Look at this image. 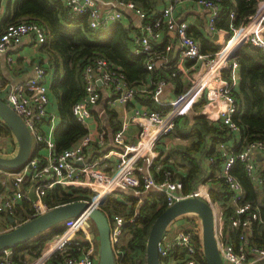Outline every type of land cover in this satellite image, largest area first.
<instances>
[{"label":"built area","instance_id":"1","mask_svg":"<svg viewBox=\"0 0 264 264\" xmlns=\"http://www.w3.org/2000/svg\"><path fill=\"white\" fill-rule=\"evenodd\" d=\"M61 1L71 14H85L88 26L91 29L103 30L119 22L123 15V9L133 12L140 20V24L138 31L132 37V52L135 55L144 56L146 70L155 75L160 70L167 71L170 77L188 74L190 71L193 72L191 75V88L197 82L201 85L197 97L204 90H208L211 98L204 112L205 118L211 122L219 120L231 132H238L237 124L231 120V115L236 109L231 90L238 78L237 69L239 68L235 58V51L245 40H248L250 44L260 50L264 59V0H255L258 5L256 12L243 28H234L231 25L233 34L212 56H206L201 53L199 43L187 32L188 25L185 22L176 21L173 17L172 2L178 3L183 0H166L170 4L159 12L147 11L132 0H111L108 2L104 0ZM195 2L199 7L207 11L209 30L211 32L218 31L215 27L220 9L218 0H195ZM100 6H106L107 9L101 10ZM230 17H233V13H230ZM246 29H248L247 33L236 44L232 45L230 52H227L226 49L229 48L231 40L239 32ZM28 35L33 37L37 46H41L45 41L44 30L36 23L7 24L0 31V56L10 47L19 43L24 36ZM164 37L167 40L165 39V42L160 44ZM174 46H176V52L172 54ZM188 62L192 63L187 65ZM197 62H199V67L196 70L194 66ZM223 71L227 73L229 81L223 78ZM46 73L43 66L36 65L33 68V75L25 81L7 85L0 80L1 99L21 117L32 136V140L42 143L47 149V154L44 156H30L26 163L16 172H7L0 169V176L11 177L12 190L10 196L0 198V215L11 216L15 207L23 200L31 204L33 208L32 217L42 214L48 210L47 205L43 201L45 193L57 185L89 190L93 195L87 201L97 207L104 201V196L109 195L116 188L125 190L133 187L136 190L134 192L135 195L154 190L163 194L167 206L179 199L198 197L206 201L213 210L214 237L223 264H258L264 261V248L248 247L246 241L247 235L251 233L252 223L261 222V219L252 204L243 202L242 185L231 173L233 164L238 160L242 163L245 172L253 183L256 185L260 184L262 178L258 174L260 168L256 163V155L261 157V161L264 164L263 141L253 140L246 142L245 137L240 136L238 146L241 148L236 152L231 151L225 142L219 143L217 148L224 157L219 170L211 179L198 183L194 189L185 194L181 191L180 179L175 176L174 172L165 170L162 173L163 177L161 180L154 179L149 170L151 161L155 158V154L150 151L151 147L128 165L133 155L132 148L138 145L153 128L161 125L165 117L170 116L159 136L168 132L172 128L174 118L179 115H186L197 100L195 99L194 102L183 107L181 101L184 99V95H178L168 104L169 106L163 105L159 109L151 108L147 105H139L132 108L126 123L135 124L140 129V135L143 134L144 137H139L136 145H127L124 134L126 125L124 124L118 129L114 134V144L123 150V158L124 156L128 158L123 159L110 175L105 176V174L92 168L85 154V149L89 145H96L97 147L103 145L104 134L102 132L95 135L87 133L71 146L58 152H55L53 143L39 132V126L46 118L50 104L49 87L45 83ZM82 78L83 96L72 105L71 112L75 119L85 128L88 127L86 120L91 117V109L100 100L101 88H107L111 91L112 97L108 99L107 104L110 107H114L125 106L137 96L157 92L167 83L165 78L151 75L147 85L141 83L142 81L128 84L122 69L103 57L88 61L83 67ZM219 102L222 107L218 106ZM5 149L0 148V156H4ZM129 153L131 156H127ZM147 153L150 154V158L143 168L137 164L138 159L144 158ZM212 160L210 159V161ZM79 165L81 166L80 169ZM123 169L124 171L121 173ZM160 169L161 165H157L156 171ZM136 172L138 177L135 174ZM115 176H119L115 185L99 202L93 203L99 190L108 185ZM139 176L141 177V183ZM212 180L221 181L229 192L228 203L233 209L230 224L233 228L242 230V233L238 235L236 246L232 240L223 236L224 220L222 208L216 211L214 205L217 206L218 203L212 202L210 199V191L212 190L210 182ZM140 184L142 185V191L137 189ZM30 193L34 194V200L30 197ZM84 219V216H78L63 221L64 231L61 236L66 235V237L60 250L64 246L71 245L74 247L76 255L66 254L56 264H97L98 253L88 246H83L81 239L76 234L79 229H84L82 225ZM133 219L130 218L128 221L132 222ZM109 221L115 264H120L122 252L115 246L119 244V238L126 220L119 215H113L112 217L110 216ZM196 223L200 226L199 219ZM87 237L88 234H86ZM193 238V227L187 231L179 232L175 239H166L164 235L158 246L160 259L165 258L172 249L182 248L185 250L184 264H205L201 260ZM11 259L12 249H5L1 252L0 264H11ZM43 264L53 263L45 261Z\"/></svg>","mask_w":264,"mask_h":264},{"label":"trees","instance_id":"2","mask_svg":"<svg viewBox=\"0 0 264 264\" xmlns=\"http://www.w3.org/2000/svg\"><path fill=\"white\" fill-rule=\"evenodd\" d=\"M132 1L145 8L154 7L155 4L154 0ZM218 3L220 9L215 27L222 33L221 42L201 41V53L209 56L219 50L233 34L231 25L234 28L244 27L249 17L255 13V0H218ZM230 13H233L232 18ZM21 22L36 23L45 33V41L40 48L47 57L45 69L51 73L49 91L55 99L59 117V124L52 133L55 152L71 146L88 133L71 112L72 105L83 96L82 71L88 61L97 57L106 58L122 69L128 84L140 82L147 75L144 56L135 55L132 52L131 29L119 22L107 29H91L85 14H71L61 0H6L4 14L0 19V31L7 24ZM235 58L239 65L238 84L231 90L236 105L231 120L237 124L238 132L240 136L245 137L246 142L253 140L264 142V59L260 50L248 40L236 49ZM152 76L169 80L175 85L176 93H181L179 76L170 77L168 72L163 70H160L157 75L152 73ZM222 76L229 81L226 72L223 71ZM206 102V98L201 96L191 107L194 115H179L174 118L171 130L164 135L184 139L186 143L172 146L164 156L159 151L149 167L155 180H161L165 170L174 172L180 179L181 191L184 194L194 189L198 183L206 182L214 176L224 158L217 145L235 136V133L221 121L211 122L205 118L200 111L205 108ZM107 114L110 130H108L109 133L105 131L104 143L113 149L116 147L113 143L114 134L120 129V124L115 121L113 112L107 110ZM0 134L9 137L16 144L10 130L1 119ZM142 136L143 134L139 135L140 138ZM42 145L39 142L35 143L33 156L38 155ZM240 148L239 146L233 151L236 152ZM210 159L213 160L210 161ZM137 164L139 165L140 161ZM158 164H161V169L156 171ZM178 170L183 172L180 173ZM231 173L242 185L243 202L252 204L261 219V222L252 223L251 233L246 238L247 246L264 248V171L258 172L262 178L258 185L253 183L238 160L233 164ZM139 178L141 183V177ZM210 183L212 187L210 199L222 208L223 236L232 240L236 246L238 235L242 233V230L233 228L230 224L233 209L228 203L229 192L221 181L212 180ZM137 189L142 191V185L140 184ZM90 196L89 190L57 185L45 193L43 201L50 209L72 201L89 200ZM121 196L122 200L112 195L107 196L99 208L109 218L111 215H119L126 220L122 231V234L125 233L124 241L115 246L122 252L120 264H145L146 241L150 226L156 216L167 207L164 196L156 191H147L144 201L140 203L131 193L123 192ZM32 215L31 204L23 200L15 207L11 215V218L15 220L12 226L21 224ZM187 216L193 223L195 247L198 248L201 260L205 263L201 252V229L196 223L198 219L192 214L182 215L176 219L187 218ZM130 218H134L132 222L128 221ZM190 228L183 230L187 231ZM63 231V222H61L12 248L11 264H25V255H30L37 260L45 253L48 246L45 247V245L61 235ZM77 233L81 237L82 245L89 246L90 241L83 232L78 230ZM184 251L182 248L172 249L165 258H161V263L165 264L173 260L176 264H184ZM66 254L76 255L74 247L64 246L61 250L55 251L47 262L56 264ZM258 264H264V261Z\"/></svg>","mask_w":264,"mask_h":264},{"label":"crops","instance_id":"3","mask_svg":"<svg viewBox=\"0 0 264 264\" xmlns=\"http://www.w3.org/2000/svg\"><path fill=\"white\" fill-rule=\"evenodd\" d=\"M106 2L111 0H104ZM155 4L154 7H143V9L147 11H161L164 7H166L170 2L166 0H154ZM6 3V0H0V19L4 14V5ZM138 4V3H137ZM173 10L172 14L173 17L178 22H185L188 25L187 32L191 37H193L201 47V41H208V42H216L220 43L222 39V33L220 31H213L211 32L209 30V27L207 25V11L201 7H199L195 0H183L181 2L175 3L172 2ZM101 10H106V6H100ZM119 23L123 24L124 26L131 29L130 36L133 37L136 32L138 31V27L140 24V20L137 18V16L131 12L130 10L123 9V15L122 18L119 20ZM247 32L246 30H242V35H244ZM217 33L219 37L214 40L213 34ZM166 37L160 41L162 44L165 42ZM41 46H37L34 42V39L32 36H24L19 43L15 44L14 46L10 47L3 55L0 56V80L7 85H13L20 83L22 81L27 80L33 75V68L36 65H41L44 68L47 67V57L45 53L41 50ZM173 53L176 52V46L173 47ZM201 50V48H200ZM217 52V51H216ZM215 54V52H214ZM213 54V55H214ZM206 56H209L207 54H204ZM192 62H188L187 65H190ZM199 67V62H197L194 66V68L197 70ZM46 70V78L45 83L50 87L51 82V73ZM192 73L188 72V74H179L180 78V92L176 93V87L173 85L169 80H167V83L163 88H161L157 92H153L150 94H144L141 96L135 97L130 103L126 104L125 106H114L110 107L107 104V101L109 98L112 97V93L107 88H101L100 89V100L96 106H94L91 109V117H89L86 122L88 127L87 132L91 135H95L99 132H102L105 135V131L108 132L110 130L109 127V117L107 114V110H110L115 115L114 119L120 124V128L126 125L125 127V138H126V144L127 145H136V143L139 140L140 135V129L133 123L127 122V117L129 112L132 110V108L139 106V105H147L151 108L159 109L163 105H167L173 100L175 96L178 95H184V99L181 101V104L183 107L188 106L190 103L194 102L195 99L196 102L199 100V98L205 97L206 98V104L205 108L200 111L203 115L208 107V103L210 102L211 98L209 95L208 90H204L200 96L197 97V94L199 93V89L201 88V85L197 82L192 88ZM238 73V69H237ZM152 73L147 71V75L144 80H142L141 83L144 85H147L149 83V76H151ZM238 84V78L234 83V87L236 88ZM191 88V89H190ZM49 97H50V104L47 109V116L46 118L41 122L39 126V132L45 136L46 139L51 141L54 145L53 141V129L59 124V117L57 113V106L55 99L51 95L49 91ZM197 97V98H196ZM195 102V103H196ZM222 104L219 102L218 106H221ZM188 116L194 115V113L190 110L188 113ZM152 132V131H151ZM109 133V132H108ZM165 134V133H164ZM160 135L156 141L149 145L146 152L150 149L155 154V157L158 156L159 151L160 153H163V156L166 155L167 152H169V149L177 144H185L186 141L184 139L171 137L170 135ZM1 135V134H0ZM110 135V134H109ZM148 135V134H147ZM147 135L144 137V139H147ZM3 136V135H1ZM144 136V135H143ZM240 138L239 132L235 133V136L228 139L225 143L228 145V147L233 151L234 149L239 148L238 142ZM105 142V138H104ZM142 141L138 143L141 144ZM3 144V138L0 137V144ZM114 143V141H113ZM153 143V144H152ZM111 145V144H110ZM115 145V144H114ZM136 145V146H138ZM152 145V146H151ZM116 146V145H115ZM117 147V146H116ZM113 147V149L109 148L107 143H103L102 146L97 147L96 145H89L85 149V154L87 157V161L90 163L92 168L94 170H97L105 176H108L115 170L117 165L124 159L122 154L123 150L120 147ZM47 154V149L44 145H42L41 149L38 151V156H44ZM139 156L131 157L129 161L133 162L136 160ZM260 156L256 155V163L258 167L260 168L259 171H264V164L262 163L261 159L259 160ZM150 154L147 153L144 158L138 159V162L140 161L139 166L145 167L146 162L149 161ZM261 158V157H260ZM161 165V164H158ZM80 166V165H79ZM81 166L79 167V169ZM182 170H178V172H181ZM138 177L137 172L135 173ZM0 198L1 197H7L11 195V177H3L0 176ZM133 180V179H132ZM130 191L134 197L138 199V203L144 201L146 192H141L138 195H135L134 192L136 191L133 187H129L125 190H118L119 193L113 192L111 195L118 199L122 200L121 193ZM148 191H154V190H148ZM107 197V196H106ZM124 201V200H123ZM22 202V201H21ZM20 202V203H21ZM20 205V204H19ZM218 210H221V207L219 204H217L216 207ZM113 215H111L112 217ZM188 217V216H187ZM190 217V216H189ZM9 218L11 216L8 215H0V232L9 230L12 228V224L15 223V220L13 219V222L11 223ZM184 218V217H183ZM15 226V225H14ZM91 231L94 233V238L92 241H90L89 248H92L95 252L98 253V247H97V236H96V230L93 226H91ZM179 229V228H178ZM177 229V230H178ZM83 232L84 236L86 237L87 230L79 229ZM175 230L173 233L171 232L172 229L166 233L165 238L166 239H175L178 235V231ZM77 236L81 239L79 234L76 232ZM61 235L57 236L53 241L46 244L49 245V248L45 250V253L41 255L37 260L34 262H30V264H42L43 262L47 261V259L57 250H60L62 247V244L52 253L51 245L54 241H56L58 238H60ZM125 238V233L122 234L119 238V242L123 243ZM63 243V242H62ZM44 247V248H45ZM43 248V249H44ZM43 251V250H42ZM42 253V252H41ZM25 263L28 259L31 260L30 255H25ZM13 264V263H12ZM165 264H176L173 260H169Z\"/></svg>","mask_w":264,"mask_h":264},{"label":"water","instance_id":"4","mask_svg":"<svg viewBox=\"0 0 264 264\" xmlns=\"http://www.w3.org/2000/svg\"><path fill=\"white\" fill-rule=\"evenodd\" d=\"M212 37L216 40L219 35L215 33ZM0 119L8 127L17 144L13 156H0V169L7 172H16L32 156V136L21 117L1 98ZM29 195L33 200L35 199L33 193ZM186 214L195 215L200 221L201 248L205 264H223L214 237L213 210L206 201L198 197L176 200L156 216L147 236L145 264H162L158 254V246L165 235V231L173 220ZM78 216L85 217L82 225L87 230L88 241L93 240L95 235L91 231V226L95 227L98 241L97 264H115L110 238L109 217L99 207L92 205L87 200L57 205L42 214L13 226L9 230L0 232V254L3 250L21 245L68 218ZM9 220L11 223L13 222L12 218H9Z\"/></svg>","mask_w":264,"mask_h":264},{"label":"bare ground","instance_id":"5","mask_svg":"<svg viewBox=\"0 0 264 264\" xmlns=\"http://www.w3.org/2000/svg\"><path fill=\"white\" fill-rule=\"evenodd\" d=\"M247 31H248V29H247ZM242 36L243 35H242V31H241L231 40V43L229 44L230 46H229V48L226 49V51L230 52L232 49V45L236 44ZM169 119H170V116L165 117V119L163 120V123L161 125L153 128L151 130L152 132H150L147 135V139H143L141 144L132 148V150H133V155L131 156L132 158L135 156H140L146 152V150L149 147V145L151 144V142H154L158 138L163 126L168 122ZM130 163H131V161H129L128 165ZM123 171H124V169L121 171V173ZM118 178H119V176H115L114 179L108 185L104 186L101 190H99L98 194L96 195V197L94 199L95 203L99 202L103 198V196L115 185ZM65 237H66V235H63L59 240H57L54 244L51 245L52 253L62 244Z\"/></svg>","mask_w":264,"mask_h":264},{"label":"rangeland","instance_id":"6","mask_svg":"<svg viewBox=\"0 0 264 264\" xmlns=\"http://www.w3.org/2000/svg\"><path fill=\"white\" fill-rule=\"evenodd\" d=\"M257 4L255 5V12H256V9H257ZM255 14V13H254ZM252 18H251V16L249 17V20H251ZM241 28H243V27H241ZM191 109V108H190ZM0 137H2L3 138V144L1 143L0 144V148L2 149V148H6L5 149V151H4V156L5 157H10V156H13L14 154H15V152H16V148H17V144H14L13 142H12V140L9 138V137H7V136H1L0 135ZM144 137V136H143ZM143 139V138H142ZM15 140V139H14ZM33 144H32V149H34V147H35V140L33 139ZM127 156H131V154L129 153ZM128 157H125L124 156V159H127ZM98 190V189H97ZM116 191H118V188H116L113 192H116ZM113 192H111L109 195H107V196H110ZM127 192V191H126ZM128 193H131L130 191H128ZM132 194V193H131ZM93 194H92V192H91V196H92ZM106 198V196H104V199ZM217 206L216 205H214V208H215V210L217 211L218 209L216 208ZM94 227V226H93ZM187 227H193V223H192V221H190L189 219H188V217L187 218H183V217H181V218H178V219H176V220H174L170 225H169V229H168V231L170 230V228L172 229V233L175 231V230H177L178 228V232H181V231H184L183 229H185V228H187ZM95 228V227H94ZM190 228V229H191ZM167 231V232H168ZM62 237V236H61ZM60 237V238H61ZM60 238H58L57 240H59ZM56 240V241H57ZM56 241H54L53 242V244L56 242ZM47 248H49V245L47 246ZM31 257V256H30ZM34 260V258H32L31 257V260L30 259H28L27 260V262L25 263V264H29L31 261H33Z\"/></svg>","mask_w":264,"mask_h":264}]
</instances>
